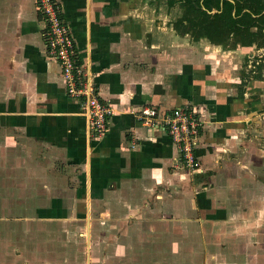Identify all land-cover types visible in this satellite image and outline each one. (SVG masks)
<instances>
[{"label":"crops","instance_id":"0c3cea01","mask_svg":"<svg viewBox=\"0 0 264 264\" xmlns=\"http://www.w3.org/2000/svg\"><path fill=\"white\" fill-rule=\"evenodd\" d=\"M58 1L100 98L114 107L102 136L89 135L46 54L36 0H0V122L7 135L53 146L55 215L70 206L107 217L109 207L133 208L129 221L144 230L112 233L122 243L101 249L98 264H264V66L254 65L256 45L180 33L172 26L179 9L165 0L156 26L148 9L141 19L134 12L137 0ZM151 103L200 115V169L181 167L166 130L136 118Z\"/></svg>","mask_w":264,"mask_h":264},{"label":"rangeland","instance_id":"374dc122","mask_svg":"<svg viewBox=\"0 0 264 264\" xmlns=\"http://www.w3.org/2000/svg\"><path fill=\"white\" fill-rule=\"evenodd\" d=\"M164 3L163 0H137L135 8L138 10L134 12L141 19L145 9H148L146 18L156 26L161 19V8L166 6ZM35 9L39 14L36 2ZM139 10L143 11L142 14ZM151 13L154 14L152 20ZM165 19L163 22L168 24L169 21ZM185 38L190 42L192 40L189 36ZM256 38L252 52L257 67V63H261L256 57L257 53H262V49L257 48V42L261 41L262 36L257 35ZM230 39L227 45L235 46L231 42L233 39ZM8 129L0 122V264H98L96 255L101 249L122 243L112 233L126 234L128 237L144 230L145 224L137 222L138 218L129 221L127 213L132 212L133 208L109 207L107 209L113 215L107 217L98 208H84L75 212L70 206L60 208L62 217L58 216L61 213L55 215L53 146L37 143L27 137L22 139L17 131L11 129L7 135ZM262 158L264 164V155ZM54 192L64 195L60 191ZM62 203L67 204L66 201ZM155 226L164 227L160 223ZM125 242L128 244L129 240ZM128 247L120 246L123 251H129Z\"/></svg>","mask_w":264,"mask_h":264},{"label":"built area","instance_id":"2783aa9c","mask_svg":"<svg viewBox=\"0 0 264 264\" xmlns=\"http://www.w3.org/2000/svg\"><path fill=\"white\" fill-rule=\"evenodd\" d=\"M36 8L44 21L42 36L46 54L58 64L66 95L78 102L87 118L89 135H104L114 107L100 98L98 86L91 80L70 28L62 18L61 4L58 0H36ZM135 114L150 129L158 126L166 130L178 147L181 167L189 171L200 169L194 149L201 120L193 109L176 106L162 110L158 104L151 103L143 105Z\"/></svg>","mask_w":264,"mask_h":264},{"label":"trees","instance_id":"16d2710c","mask_svg":"<svg viewBox=\"0 0 264 264\" xmlns=\"http://www.w3.org/2000/svg\"><path fill=\"white\" fill-rule=\"evenodd\" d=\"M165 1L169 7L179 9L172 26L180 33H189L194 39L205 37L223 46H227L230 38L233 44H252L261 35L257 47L264 45V0ZM260 59L259 70L264 66V53ZM256 73L253 76H260Z\"/></svg>","mask_w":264,"mask_h":264},{"label":"water","instance_id":"95a60500","mask_svg":"<svg viewBox=\"0 0 264 264\" xmlns=\"http://www.w3.org/2000/svg\"><path fill=\"white\" fill-rule=\"evenodd\" d=\"M262 51H264V46L262 47Z\"/></svg>","mask_w":264,"mask_h":264}]
</instances>
